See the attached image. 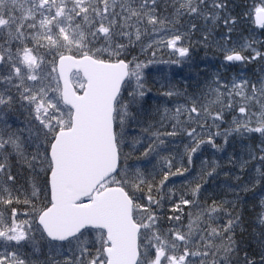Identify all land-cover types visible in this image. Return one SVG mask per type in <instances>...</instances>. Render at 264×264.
Wrapping results in <instances>:
<instances>
[{
    "label": "snow or ice",
    "instance_id": "1",
    "mask_svg": "<svg viewBox=\"0 0 264 264\" xmlns=\"http://www.w3.org/2000/svg\"><path fill=\"white\" fill-rule=\"evenodd\" d=\"M252 25L264 0H0V264H264Z\"/></svg>",
    "mask_w": 264,
    "mask_h": 264
},
{
    "label": "trees",
    "instance_id": "2",
    "mask_svg": "<svg viewBox=\"0 0 264 264\" xmlns=\"http://www.w3.org/2000/svg\"><path fill=\"white\" fill-rule=\"evenodd\" d=\"M238 2H240V0H238ZM247 2H250V0H247ZM252 27H255L256 28V38L257 39H264V36H260L259 33H260V29L259 27H257L256 25H252ZM132 55H141V53L139 52V47L137 46V51L132 53ZM148 56H151V53H147ZM201 55H203V53H201ZM211 56V53L209 54ZM157 56H163L164 59H167V55L164 54V53H160L159 50H157ZM131 58V57H129Z\"/></svg>",
    "mask_w": 264,
    "mask_h": 264
},
{
    "label": "bare ground",
    "instance_id": "3",
    "mask_svg": "<svg viewBox=\"0 0 264 264\" xmlns=\"http://www.w3.org/2000/svg\"><path fill=\"white\" fill-rule=\"evenodd\" d=\"M258 27V26H257Z\"/></svg>",
    "mask_w": 264,
    "mask_h": 264
}]
</instances>
